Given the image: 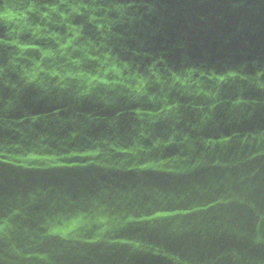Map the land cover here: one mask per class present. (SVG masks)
<instances>
[{
	"label": "water",
	"instance_id": "1",
	"mask_svg": "<svg viewBox=\"0 0 264 264\" xmlns=\"http://www.w3.org/2000/svg\"><path fill=\"white\" fill-rule=\"evenodd\" d=\"M0 264H264V0H0Z\"/></svg>",
	"mask_w": 264,
	"mask_h": 264
}]
</instances>
